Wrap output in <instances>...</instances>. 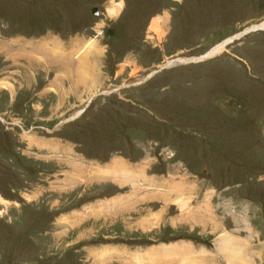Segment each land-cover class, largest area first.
<instances>
[{"label":"rangeland","instance_id":"374dc122","mask_svg":"<svg viewBox=\"0 0 264 264\" xmlns=\"http://www.w3.org/2000/svg\"><path fill=\"white\" fill-rule=\"evenodd\" d=\"M261 23L264 0H0V264H264Z\"/></svg>","mask_w":264,"mask_h":264},{"label":"bare ground","instance_id":"6f19581e","mask_svg":"<svg viewBox=\"0 0 264 264\" xmlns=\"http://www.w3.org/2000/svg\"><path fill=\"white\" fill-rule=\"evenodd\" d=\"M117 4V3H116ZM120 6V5H119ZM110 10H112L113 11V8L112 9H110ZM114 12V11H113ZM255 25V24H254ZM151 29L152 30H154V31H157V29H158V25L155 23V22H152V24H151ZM258 29V28H264V23H261V24H259V25H257L256 27H253L252 26V29ZM251 28H250V30L249 31H246V32H251V30H252ZM253 31V30H252ZM241 34V33H240ZM238 35V34H237ZM240 36V35H239ZM242 36V35H241ZM234 38H235V36H234ZM237 38V37H236ZM240 38V37H239ZM238 38V39H239ZM232 41V37H230V38H227V39H225V40H223L221 43H218V44H216L214 47H212L210 50H208L207 52H205L204 54H202V55H200V56H195V57H181V58H176V60L177 61H179V62H197V61H203V60H206V59H208V58H211V57H213V56H215V55H217V54H219V53H221V52H223L225 49H226V46L230 43ZM176 60H174V61H168V62H166V64H164L163 65V67H165V66H169V64L170 63H172V64H174V62L176 61ZM76 70V69H75ZM158 71V70H157ZM153 73V72H152ZM151 73V74H152ZM84 74V73H83ZM82 74V75H83ZM154 74V73H153Z\"/></svg>","mask_w":264,"mask_h":264},{"label":"crops","instance_id":"0c3cea01","mask_svg":"<svg viewBox=\"0 0 264 264\" xmlns=\"http://www.w3.org/2000/svg\"><path fill=\"white\" fill-rule=\"evenodd\" d=\"M240 56H242V55H240ZM240 56H239V57H240ZM240 58H242V57H240Z\"/></svg>","mask_w":264,"mask_h":264},{"label":"trees","instance_id":"16d2710c","mask_svg":"<svg viewBox=\"0 0 264 264\" xmlns=\"http://www.w3.org/2000/svg\"><path fill=\"white\" fill-rule=\"evenodd\" d=\"M234 34V33H233ZM230 35H232V34H230ZM226 38V37H225Z\"/></svg>","mask_w":264,"mask_h":264},{"label":"water","instance_id":"95a60500","mask_svg":"<svg viewBox=\"0 0 264 264\" xmlns=\"http://www.w3.org/2000/svg\"><path fill=\"white\" fill-rule=\"evenodd\" d=\"M95 9H93V11H94Z\"/></svg>","mask_w":264,"mask_h":264}]
</instances>
